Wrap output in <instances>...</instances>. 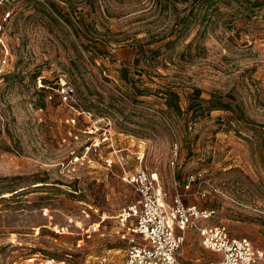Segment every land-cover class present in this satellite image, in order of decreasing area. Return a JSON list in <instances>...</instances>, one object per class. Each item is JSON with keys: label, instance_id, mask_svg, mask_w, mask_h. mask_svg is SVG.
<instances>
[{"label": "rangeland", "instance_id": "374dc122", "mask_svg": "<svg viewBox=\"0 0 264 264\" xmlns=\"http://www.w3.org/2000/svg\"><path fill=\"white\" fill-rule=\"evenodd\" d=\"M6 11L0 264H121L115 216L139 198L121 176L137 169L264 250V0H0ZM195 240L189 263L212 255Z\"/></svg>", "mask_w": 264, "mask_h": 264}, {"label": "built area", "instance_id": "2783aa9c", "mask_svg": "<svg viewBox=\"0 0 264 264\" xmlns=\"http://www.w3.org/2000/svg\"><path fill=\"white\" fill-rule=\"evenodd\" d=\"M9 15V11L1 14L0 30ZM5 63V58H0V72ZM70 94L71 88L63 85L60 101L68 102ZM106 138L104 136L103 140ZM110 162V159L106 160L108 165ZM121 179L139 196L115 216L116 225L122 230L120 238L125 241L121 264H255L264 259V250L254 247L248 238L230 235L223 224L204 223L212 216V209L183 204L179 194L167 200L154 173L137 169L124 173ZM189 180L192 176L186 179ZM97 226L98 223H91L88 234ZM186 232H192L197 245L212 255L196 258L195 263L183 259L181 247ZM24 264L66 263L52 258L29 257Z\"/></svg>", "mask_w": 264, "mask_h": 264}, {"label": "trees", "instance_id": "16d2710c", "mask_svg": "<svg viewBox=\"0 0 264 264\" xmlns=\"http://www.w3.org/2000/svg\"><path fill=\"white\" fill-rule=\"evenodd\" d=\"M205 1H209V0H205ZM121 74V78L127 82V78L125 76V70L124 68L120 69ZM164 94V103L167 107H169L173 112L175 113H180V107L178 105V96L176 93L172 92V91H168L165 90L164 92H162ZM194 95L196 96V98H198V90H193ZM201 101L205 102L207 104V110H211V109H216V108H221L223 106H221L220 102H214L213 97H209L208 99H202V98H198L197 102L200 103ZM186 109H191L190 104L187 105ZM194 109V108H193Z\"/></svg>", "mask_w": 264, "mask_h": 264}, {"label": "crops", "instance_id": "0c3cea01", "mask_svg": "<svg viewBox=\"0 0 264 264\" xmlns=\"http://www.w3.org/2000/svg\"><path fill=\"white\" fill-rule=\"evenodd\" d=\"M196 237V236H195ZM196 241V240H195ZM196 258H201V257H195V258H193L194 260H195V262L198 260V259H196ZM189 260H191V259H189ZM187 261V260H186Z\"/></svg>", "mask_w": 264, "mask_h": 264}]
</instances>
